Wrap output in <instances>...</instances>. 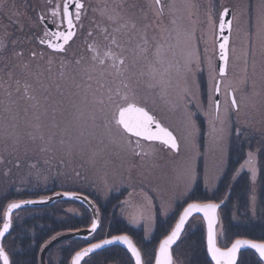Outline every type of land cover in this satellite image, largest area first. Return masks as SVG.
<instances>
[{
    "label": "rangeland",
    "instance_id": "1",
    "mask_svg": "<svg viewBox=\"0 0 264 264\" xmlns=\"http://www.w3.org/2000/svg\"><path fill=\"white\" fill-rule=\"evenodd\" d=\"M62 1L0 0V197L20 189V181L31 175L69 180L71 185L60 190L76 188L93 196L101 220L96 233L108 237L109 226L121 224L128 232L143 233L139 245L148 264L162 240L157 221L170 232L197 184L212 193L230 171L241 181L246 171L255 218L264 152V0H164V11L155 0H84L78 33L64 50L69 54L59 55L40 42L47 33L39 13L58 18ZM225 8L232 9L233 19L227 73L220 76L216 37ZM135 29L146 33L144 39ZM145 44L142 57L136 48ZM199 76L209 83L208 97ZM125 97L171 128L179 151L122 130L116 117ZM190 120L196 129L191 141ZM231 148L247 159L249 151L256 153L254 180L248 166L241 168L247 159L230 167ZM65 204L70 218L88 213L92 222L88 207ZM31 214L19 210L12 226ZM204 227L196 216L187 228L204 232ZM12 238L4 241L11 256L17 250ZM81 242L57 243L47 263L64 259L69 264ZM175 249L179 253L184 247ZM177 257L175 264H186Z\"/></svg>",
    "mask_w": 264,
    "mask_h": 264
},
{
    "label": "trees",
    "instance_id": "2",
    "mask_svg": "<svg viewBox=\"0 0 264 264\" xmlns=\"http://www.w3.org/2000/svg\"><path fill=\"white\" fill-rule=\"evenodd\" d=\"M55 54L65 55L69 54V50L66 51H58L54 52ZM168 62V60H167ZM166 67L167 64L164 62ZM169 68V64H168ZM201 77V76H199ZM201 90L205 94L206 97L209 96L208 88L209 83L206 82L204 77L200 78ZM253 141V140H252ZM234 143V140L232 141ZM252 143V142H251ZM238 144V142L236 143ZM255 145V144H254ZM229 158L231 159L230 167L236 169L239 163L245 161L247 158L244 156V152H241L240 149H236L235 151L231 148L229 153ZM263 161V165L261 166V172L259 173V201H258V209L257 215L255 218L252 217V211H250V200H249V173L246 171L245 177H243V181L241 179L233 178V171L229 172L226 177H224L218 184L215 189V192H206L201 191V184L195 185L191 194L189 196V200L187 202L201 200L203 202L206 201H221L226 200L227 204H225L221 212V219L223 223V227L218 230L219 238L221 236L220 242L228 243L232 242L234 239L240 237H246L249 239L258 240L260 242L264 241V152L261 154L260 163ZM233 165V166H231ZM40 167L42 164L39 165ZM236 175V174H235ZM50 174L47 175L46 178H39L36 175L30 177H24L20 183V189H16L15 180L12 181L14 190L9 192L3 198L2 201L0 199V227L2 224V216L3 210L6 204H8L11 200H21L26 198H36L41 197L47 194H53V192L63 189L65 184L71 185V181L69 180H61L58 177L52 179ZM241 178V177H240ZM53 180V181H52ZM233 184V186H232ZM66 186V185H65ZM68 187V186H67ZM200 187V188H199ZM68 189V188H66ZM74 189H68L73 190ZM16 190V192H14ZM87 194V193H86ZM89 196H92L88 194ZM93 197V196H92ZM91 197V198H92ZM4 202V203H3ZM77 203L74 201H63L56 202L51 206H43V207H32V208H24V210H28L32 212L25 220H23L22 224H15L13 226L11 234L7 240H14L15 247H17V252L12 256V264H39V250L42 245L45 244L47 240L55 236L56 233L66 232V230H72L80 228L81 226H88L91 222L90 215L76 216L70 218L68 215V209L65 203ZM79 203V202H78ZM65 204V205H64ZM80 204V203H79ZM82 205V204H81ZM108 205V204H107ZM84 208L85 206L82 205ZM88 209V208H86ZM89 210V209H88ZM247 210V211H246ZM102 211V210H101ZM18 213V212H17ZM16 214V213H15ZM86 214V212H85ZM78 220L76 223L73 221ZM163 221L160 219L157 221V233L159 238L163 236L164 233L168 231L169 228L162 227ZM127 227L124 224H121L120 227L112 228L109 226L108 235H114L116 233L121 234L125 232ZM200 232L189 233L186 239H182L179 243L180 247H184L183 250H179V254L185 258L186 264H211L206 256V246L203 235V229L200 228ZM100 230V229H99ZM134 234V232H133ZM104 235V234H103ZM138 240V247L140 248V242L144 240L143 233L136 232L134 234ZM138 236V237H137ZM143 236V237H142ZM103 238L102 233L99 232L94 234L90 239L92 242L99 241V239ZM67 242V241H66ZM227 246V245H226ZM141 249V248H140ZM142 250V249H141ZM69 257V256H68ZM115 261H118L120 264H131V259L129 253L125 249H120L117 247H110L109 249L100 251L99 253L90 256L85 263L86 264H111ZM89 261V262H88ZM51 264H54L51 262ZM59 264H67V262L63 259ZM70 264V263H69ZM238 264H262L259 260L258 256L253 251H245L241 253V258Z\"/></svg>",
    "mask_w": 264,
    "mask_h": 264
},
{
    "label": "snow or ice",
    "instance_id": "3",
    "mask_svg": "<svg viewBox=\"0 0 264 264\" xmlns=\"http://www.w3.org/2000/svg\"><path fill=\"white\" fill-rule=\"evenodd\" d=\"M72 3L75 4V10L70 11L69 0H65V4L63 7L64 15L66 18V30L58 31L55 35L62 41V43H51L50 46L57 51H64L65 45L73 39L76 35L77 22L81 19V10L83 9V3L80 0H71ZM159 3V0H157ZM227 14V9L225 10V15ZM43 19V17H41ZM231 27L229 23V28ZM224 28V22L220 24L221 31ZM41 43H45L44 40L40 41ZM227 40L224 43L220 44V48L222 50V59L225 61V68H221V75L225 74L226 71V62H227ZM35 55V54H33ZM123 61H121L122 63ZM216 92H220L219 85L216 87ZM126 106L120 107L118 109L119 119L118 124L122 126V128L127 133L134 134L137 138H145L147 141H156L160 142L172 150L179 151V144L174 133L169 130L167 127H164L159 121H157L152 115L148 113L144 108L138 107L136 104L127 102V97H125ZM232 104L236 106L235 96H232ZM216 117L215 119H219V101H216ZM209 123H213V121H209ZM190 131L188 132L189 140L191 141L194 137V133L196 131L192 121H189ZM237 134H239V129L237 130ZM137 146H139V142H137ZM248 159L245 161L244 165H241V168L248 166L251 170V176L254 180L257 174V169L255 167L256 163V153L249 151L247 153ZM189 178L195 179V171L192 169L191 164L187 169ZM57 195L69 196L70 198H75V194L71 193H58ZM50 199V198H49ZM81 199H84L81 197ZM223 202V201H222ZM252 202L254 205L255 197H252ZM38 201L32 200H22L19 203H10L8 205L9 211L14 209H20L22 205L35 204ZM220 204L208 202V203H188L187 207L184 208L183 214L179 217V222L175 224L174 229L171 231V234L168 235L159 246V256L157 257L156 264H174L173 257L171 254V246L174 245L182 234V230L190 216L194 213H203L204 217L207 219L208 225V234H207V245L208 250L212 255V258L215 260L216 264H237L238 253L245 247L256 249L259 252L261 257H264V243H257L247 239H236L235 242L228 248L226 251H222L220 248L216 246V232L215 225L217 221V210L220 208ZM247 211V210H246ZM253 213L255 211L254 206L251 210ZM11 227L10 220L3 224V229L0 230V237L4 236L5 233L9 231ZM97 228V223H93L91 225V231H95ZM59 235V234H58ZM115 241H123L128 245L131 249L132 254L135 256L136 264H141V252L132 244L131 240L127 236H116L112 239H106L101 241L100 243H94L91 247L84 249L83 251L77 252L75 254L73 264H80V261L83 257L88 256L95 249H100L104 245L113 244ZM0 258L3 259L4 264H9V256L4 251L3 247H0Z\"/></svg>",
    "mask_w": 264,
    "mask_h": 264
},
{
    "label": "water",
    "instance_id": "4",
    "mask_svg": "<svg viewBox=\"0 0 264 264\" xmlns=\"http://www.w3.org/2000/svg\"><path fill=\"white\" fill-rule=\"evenodd\" d=\"M69 4H70V8H69V10L70 11H72V9H73V7L75 6V4L74 3H72L71 2V0H69ZM227 9V14L225 15V10ZM220 21H219V25H218V33H217V37H216V39H217V49H218V51H217V58H216V60H217V71L219 72V74H220V76H222L221 75V72H220V70H221V68H225V61L221 58L222 57V50H221V48H220V44H222V43H224L225 42V40H227V45H226V49H227V62H226V71H225V74L227 73V65H228V59H229V44H230V41H231V38H230V35H231V29H232V27H230L229 28V23H230V25H232V19H233V16H232V9L231 8H225L222 12H221V14H220ZM222 22H224V28H223V30L221 31V29H220V24L222 23ZM65 24H66V19H65ZM67 27V26H66ZM66 30V28H64L63 30H61V31H65ZM76 31H77V28H76ZM58 32V31H57ZM57 32H55V33H57ZM55 33H54V35H55ZM76 36V35H75ZM74 36V37H75ZM73 37V38H74ZM48 42H51V43H62V41L61 40H59V38L55 35V37L53 38V39H51V40H47V45L50 47V49H52L53 51H56V52H58L57 50H55V49H53L51 46H50V44L48 43ZM70 42V41H69ZM68 42V43H69ZM67 43V44H68ZM67 44L65 45V47L67 46ZM225 74H223V75H225ZM217 82V84H216V86H215V89H216V87H217V85H219V88H220V90H221V84H222V82H221V78H218V80L216 81ZM214 93H215V97H214V104H216V101H219V106H220V99H221V93L219 92V93H217L216 92V90H214ZM234 94H233V92L232 91H230V97H231V102H232V96H233ZM135 104V103H134ZM237 104V103H236ZM136 105L138 106V107H142V106H140V105H138L137 103H136ZM237 106V105H236ZM235 106V107H236ZM142 108H144L146 111H148V113L150 114V115H152L153 116V114L149 111V110H147L145 107H142ZM215 110H216V107H215ZM154 117V116H153ZM155 119H156V117H154ZM116 119H117V121H118V119H119V113H117V117H116ZM157 120V119H156ZM158 121V120H157ZM159 122L162 124V122L159 120ZM163 125V124H162ZM164 126V125H163ZM165 127V126H164ZM121 128H122V126H121ZM123 129V128H122ZM169 130H171L172 131V129L171 128H168ZM124 130V129H123ZM126 132V131H125ZM173 132V131H172ZM127 133V132H126ZM174 133V132H173ZM128 134H130V135H132L133 137H135L134 136V134H132V133H128ZM174 135H175V133H174ZM176 136V135H175ZM137 138V137H136ZM177 138V137H176ZM140 139H143V140H146L145 138H143V137H141ZM147 141V140H146ZM177 141H178V138H177ZM156 142V141H155ZM160 143V142H159ZM178 144H179V141H178ZM166 146V145H165ZM168 147V146H167ZM170 148V147H169ZM171 149V148H170ZM176 151V150H175ZM58 193H71V194H75V198H70L69 196H63V195H57ZM81 197H83L84 199H81ZM50 198V199H49ZM22 200H32V201H38V203H35V204H28V205H22L21 206V208L20 209H14V210H11V212L9 211V208H8V205L10 204V203H13V202H15V203H19L20 201H22ZM65 200H71V201H77V202H79V203H81L82 205H84L86 208L88 207L89 208V210L91 211V215H92V218H93V220H92V223L88 226V227H85V228H80V229H77V230H74V231H66V232H62V233H57V234H55V236L54 237H52V238H50L49 240H47L46 242H45V244L41 247V249H40V251H39V253H40V256H39V264H47L46 263V255H47V252L52 248V247H54L57 243H59V242H62V241H64V240H66V239H77V238H82V239H86V240H88L90 237H92L99 229V225H100V218H99V212H98V208L96 207V205H95V203H94V201L92 200V198L91 197H89L88 195H85V194H82V193H80V192H77V191H75V192H73V191H55V192H53V194H48V195H43V197H36V198H26V199H21V200H13V201H11L8 205H6V207H5V209H4V214H3V223H2V225H1V228H0V230H2L3 229V224L4 223H6V222H9V220H10V223H11V227H10V229H9V231L7 232V233H5V235L4 236H2V237H0V247H3V249H4V251H5V248H4V245H3V240L5 239V237L6 236H8L10 233V231H11V229H12V225H13V222H12V217H13V214L16 212V211H18V210H22L23 208H32V207H43V206H50V205H54V203H56V202H58V201H65ZM208 202H213V201H206V202H198V201H195V202H190V203H208ZM226 200H223V202H217L218 204H220L221 206H220V208L223 206V205H225L226 204ZM213 203H216V202H213ZM187 207V205L185 206V208ZM220 208L217 210V221H216V225H215V232H216V246L218 247V248H220L222 251H226L228 248H230L231 247V245L235 242V240L234 241H232L231 243H230V246L229 247H222L221 245H218V228H219V225H220V212H219V210H220ZM184 210V209H183ZM183 210L180 212V215H182L183 214ZM196 215H199V216H201L202 218H203V220H204V224H205V226H206V233H205V235H206V246H207V256H209V258H210V260L212 261V263L213 264H216V262H215V260L212 258V255H211V253L209 252V250H208V245H207V234H208V225H207V219L204 217V215H203V213H194V214H192V216H190V218L188 219V221L186 222V224H185V226H184V229L182 230V234L184 233V231H185V229H186V227H187V224H188V222L193 218V217H196ZM180 217V216H179ZM179 217H178V219L176 220V222L174 223V227H175V224L176 223H178L179 222ZM93 223H97V228H96V230L93 232V231H91V225L93 224ZM174 227L172 228V230L174 229ZM171 230V231H172ZM171 231L166 235V236H164V239L168 236V235H170L171 234ZM59 234V235H58ZM181 234V235H182ZM116 236H127L130 240H131V242H132V244L141 252V250L137 247V245L135 244V242H134V240H133V238H130L127 234H124V233H121L120 235H113V236H110V237H106V238H104L103 240H106V239H112L113 237H116ZM181 237L182 236H180V239H181ZM164 239H162L161 240V242L164 240ZM179 239V240H180ZM238 239H247V240H251V241H254V242H257V243H264V241H262V242H260V241H258V240H254V239H249V238H246V237H240V238H238ZM103 240H99V242H95V243H100L101 241H103ZM178 240V241H179ZM178 241L174 244V245H172L171 246V254H172V257H173V249L175 248V245L178 243ZM161 242L158 244V246H157V250H156V254H155V261H154V264H156V260H157V257L159 256V246H160V244H161ZM92 244H94V243H91V244H89L87 247H84V248H82V249H80V250H78V252H80V251H83L84 249H86V248H88V247H91V245ZM112 246H119L120 248L122 247L123 249H126L127 250V252L130 254V256H131V259L134 261V264H136V260H135V256L132 254V252H131V249L128 247V245L126 244V243H124L123 241H115L113 244H110V245H104L103 247H101L100 249H95V250H93V252L92 253H90L88 256H86V257H83L82 259H81V261H80V264H83V261L84 260H86L87 258H89V256H91V255H93V254H96V253H99L100 251H102V250H104V249H108V248H110V247H112ZM247 250H249V251H254L257 255H258V257H259V259L261 260V262L264 264V257H261L260 255H259V252H258V250H256V249H251V248H248V247H245V248H243L239 253H238V259H237V264H238V262H239V259H240V254H241V252H243V251H247ZM6 252V251H5ZM7 253V252H6ZM76 254V253H75ZM75 254L73 255V257L71 258V261H70V263L71 264H73V260H74V257H75ZM9 256V255H8ZM173 261H174V264H175V258L173 257ZM0 263L1 264H4V262H3V259L2 258H0ZM9 264H11V260H10V256H9ZM141 264H144V259H143V257H142V252H141Z\"/></svg>",
    "mask_w": 264,
    "mask_h": 264
},
{
    "label": "flooded vegetation",
    "instance_id": "5",
    "mask_svg": "<svg viewBox=\"0 0 264 264\" xmlns=\"http://www.w3.org/2000/svg\"><path fill=\"white\" fill-rule=\"evenodd\" d=\"M156 1V4L158 5V9H159V11H164L163 10V8H162V5H163V1L164 0H159V3H157V0H155ZM63 3L61 4L63 7H64V4H65V0L64 1H62ZM80 2L81 3H83V9L81 10V13H82V11L84 10V8H85V3H86V1H84V0H80ZM74 10H75V6L73 7V9H72V11L74 12ZM62 13L63 14H59V17L57 18V16L55 17V16H50L49 14H42V12H40L39 13V15H40V20H41V26H44V27H46V29H45V31L44 32H46L47 34H46V37H44V39H45V41L47 42V40H50V39H52L55 35H54V33L55 32H57L58 30H60V29H64L65 28V25H64V23H65V20H63V19H66L65 18V15H64V11H63V9H62ZM62 16H63V18H62ZM41 17H43V19H41ZM79 23L77 22V25H78ZM60 25V26H59ZM78 29H79V27L77 26V33H78ZM135 31H137V29H135ZM76 33V34H77ZM136 33H140L141 35H142V37H143V39H144V37L146 36V33L145 32H142V31H137ZM146 49H148V46L145 44L144 45V47L142 46V45H137V48H136V50H137V53L138 54H142V57L144 56L143 54V52L146 50ZM139 56V55H138ZM140 58V57H139ZM140 61V60H139ZM165 69H167V67L165 68ZM198 217H200L201 219H202V221H203V218L201 217V216H198ZM203 223H204V221H203ZM90 224V223H89ZM88 224V225H89ZM81 227H83V228H85V227H88V226H81ZM162 227H164V228H166V226H164V225H162ZM188 227H189V224H188ZM80 229V228H79ZM201 231V229L199 228V229H197V231H193V232H191V233H197V232H200ZM122 233H126V234H128L129 236H130V238H133V240L135 241V243L137 244L138 243V240H139V238H136L135 237V235L133 234V232H128V231H125V232H122ZM169 232H166V233H164L163 234V236L161 237V238H159V240H161V239H163L164 238V236L165 235H167ZM190 233V229L189 228H187L186 229V231L184 232V234L183 235H185V234H189ZM116 234H118V233H116ZM203 234L205 235V227H204V232H203ZM182 235V236H183ZM206 236V235H205ZM108 237H110L109 235H108ZM7 238H9V235L8 236H6L5 237V239H4V241L5 240H7ZM104 238V237H103ZM103 238H101V239H103ZM182 238H185V236H183ZM218 239H219V237H218ZM83 240V244H82V242L80 243V245L78 246V248H77V250L76 251H74L75 253L76 252H78V250H80V249H82V248H84V247H87L88 246V244H91V243H94V242H92V241H85V239H82ZM100 240V239H99ZM182 240V239H181ZM205 240V239H204ZM67 241H71V239H67ZM95 242H98V241H95ZM61 243H63V242H60V243H58L56 246H59ZM3 244H4V242H3ZM43 246V245H42ZM54 247V248H51L48 252H47V261H48V255L50 254L49 252H51L52 251V249H54L55 251H56V248H58V247ZM180 246V244H177V246H176V248L177 247H179ZM5 247V246H4ZM117 248H120V247H117ZM122 248V247H121ZM120 248V249H121ZM206 248H207V246H206ZM41 249V248H40ZM123 249V248H122ZM5 250H6V252H7V254L9 255V251H8V249H6V247H5ZM176 249H174L173 250V256H174V258H176L177 256L179 257H177L178 259H183L184 261H185V258L184 257H182L181 256V254H179V253H177V252H174ZM40 251V250H39ZM206 256H207V250H206ZM10 257L12 258V256L10 255ZM208 257V256H207ZM241 258V257H240ZM178 259H177V261H178ZM208 260L210 261V263L212 264V262H211V260L209 259V257H208ZM240 261V260H239ZM89 262V261H88ZM154 262V261H153ZM153 262H151L150 264H153ZM11 264H12V259H11ZM48 264V263H47ZM83 264H86L85 263V261H84V263ZM144 264H148L147 262H145L144 261ZM185 264V263H184Z\"/></svg>",
    "mask_w": 264,
    "mask_h": 264
}]
</instances>
